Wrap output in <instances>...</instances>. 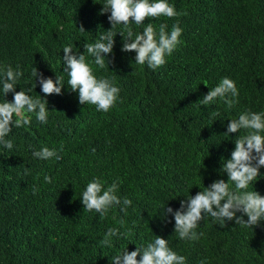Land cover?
Segmentation results:
<instances>
[{"label":"trees","instance_id":"1","mask_svg":"<svg viewBox=\"0 0 264 264\" xmlns=\"http://www.w3.org/2000/svg\"><path fill=\"white\" fill-rule=\"evenodd\" d=\"M104 3L0 0V68L23 72L16 91L32 87L34 97L44 96L38 81L34 88V67L45 78L58 75L65 82L61 95L46 97L47 123L25 113L31 123L13 126L7 137L13 149L0 146V264H111L113 256L146 246L155 235L169 239L186 264H264V221L253 228L234 220L222 226L206 216L199 240H181L174 217L163 209L178 210L200 188L227 181L221 158H231L240 135H223L227 125L242 112H264V0H169L179 16L131 25L136 33L147 23L167 24L169 31L178 23L183 29L181 44L156 69L135 63L134 51H121L124 38L117 34L108 56L113 63L104 69L93 65L98 77L120 88L108 112L79 103L63 64L64 47L83 54L84 44L111 29L110 13L100 15ZM122 30L126 35L122 25L114 29ZM225 77L235 81L238 103L231 109L219 99L197 104ZM13 98L8 93L6 99ZM45 146L61 159L34 158ZM260 171L249 190L264 195ZM97 177L105 187L121 181L118 195L132 200L126 214L120 206L103 219L84 211L82 193ZM114 227L122 235L102 245Z\"/></svg>","mask_w":264,"mask_h":264},{"label":"clouds","instance_id":"2","mask_svg":"<svg viewBox=\"0 0 264 264\" xmlns=\"http://www.w3.org/2000/svg\"><path fill=\"white\" fill-rule=\"evenodd\" d=\"M100 15L110 13L108 20L111 29L99 33L94 43L84 44L85 52L73 54V48L66 46L63 49V64L68 75L67 85L71 91L78 92V100L81 105H95L97 111L108 112L115 106L120 98V88L112 79L95 74V68L104 69L113 61L108 59L113 53L115 37L120 34L124 38L123 52H135V63L147 64L148 67L156 69L167 62L181 44L180 37L183 29L179 24L168 30L167 24L159 27L147 23L143 31L136 33L131 25H141L150 18L165 16L173 18L179 16L175 6L169 0H105ZM117 25H122L125 31L115 32ZM81 32H86L84 27H79ZM92 57L89 61L85 55ZM23 72L11 65L0 68V90L4 100L0 101V146L8 150L14 147L13 141L7 137L14 127H21L31 123L30 116L35 114L41 123H47L49 107L47 96L61 95L65 82L62 76L52 79L45 78L39 70L34 67L31 75L41 86L44 94L33 96V88L16 91V86ZM14 93L10 102L6 99L8 93ZM31 93V94H29ZM239 90L234 80L223 78L221 82L201 98L197 104L208 106L215 104L217 99L223 101L229 109L238 103ZM227 125V131L223 135L240 133L235 139V148L230 159L222 160L220 171L226 174L228 179H218L209 186H204L195 195H189L181 201V207L174 210L172 207H164V215L171 214L175 220V234L181 240H199L204 234L198 232L200 223L206 216L220 221L223 226L228 221L242 227H252L264 221V195L256 190H249V186L261 176V168H264V112L245 111L238 118L231 119ZM243 130V134L242 133ZM62 150V148H61ZM95 151V149H93ZM33 157L40 160L55 158L61 159L55 149L47 146L39 151L33 152ZM27 171V170H26ZM44 181L51 183L52 178L45 176ZM121 181H113L105 187L100 178L90 181L82 193L81 202L84 211H95L103 219L108 212L120 206L125 214L132 205L128 197L118 195ZM37 189H33L35 191ZM241 213L242 215H237ZM247 217L245 220L244 217ZM122 225L124 222L121 220ZM122 235L118 227L109 228L101 241L104 246H111L112 238ZM111 264H186V257L178 254L169 246V239L155 235V239L146 246L138 247L135 251H124L122 254L113 256Z\"/></svg>","mask_w":264,"mask_h":264}]
</instances>
